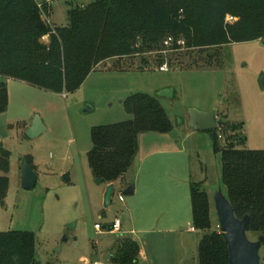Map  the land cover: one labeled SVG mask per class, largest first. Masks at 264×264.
<instances>
[{"label":"rangeland","instance_id":"1","mask_svg":"<svg viewBox=\"0 0 264 264\" xmlns=\"http://www.w3.org/2000/svg\"><path fill=\"white\" fill-rule=\"evenodd\" d=\"M36 1L51 5L50 15L43 17L53 28L67 26L69 10L93 0ZM237 19L228 15L226 22ZM49 38L46 35L42 40L49 43ZM181 40L180 48L166 41L161 48L136 52V56L127 58H133V64L123 69L113 67L114 61L109 60L71 92L54 93L38 88L26 95L15 93L13 100L28 108L22 113L26 120L12 121L7 113H0V140L5 153L1 158L6 160V164L0 160V176L8 182L0 195V232H34L38 264H120L112 256L120 239L128 236L147 251V257L139 255L135 264H199L201 231L132 234L110 228L116 217H125V201L120 200V195L128 199L132 194H124L118 181L110 206L104 208L107 183L97 182L88 160L93 147L92 131L97 126L131 118L126 102L135 93L156 96L162 103L173 125L169 137L186 149L194 178L204 181L212 207L211 231L220 232L214 198L220 188L226 191L222 153L214 150L210 131L190 127V111L218 109L222 122L238 127L239 135L238 131L232 132V137H245L247 148L264 150V38L227 44L220 51H213L218 52V63L224 64L219 68L189 66L196 59L197 50H188L180 44ZM165 50L169 52L165 54ZM142 57L148 60L146 65L142 64ZM163 60L170 64L168 71L160 70ZM165 89H172L174 95L161 96ZM87 107L91 109L86 111ZM37 117L46 129L31 138L26 131ZM152 136L162 135H140L141 150L129 174L148 149L162 145L163 142H148ZM224 142L225 137L220 139L221 144ZM25 162L38 175L36 184L29 189L22 186ZM66 173L70 180L64 178ZM71 223L75 226L69 227ZM96 223L103 226L101 232ZM260 234L248 232L252 240L259 239ZM58 248L61 250L57 251ZM260 255L264 264V244Z\"/></svg>","mask_w":264,"mask_h":264},{"label":"trees","instance_id":"2","mask_svg":"<svg viewBox=\"0 0 264 264\" xmlns=\"http://www.w3.org/2000/svg\"><path fill=\"white\" fill-rule=\"evenodd\" d=\"M50 12L47 2L0 0V113L9 106V78L54 93L71 92L99 65L113 60L115 68L130 67L133 58L128 57L161 48L170 37L175 48L182 47V39L188 50H197L189 66L201 68L222 67L213 51L227 44L264 38V0H93L70 9L67 26L53 28L43 17ZM228 15L238 19L226 22ZM46 35L49 43L42 40ZM142 61L148 63L146 57ZM126 105L131 118L92 131L89 165L107 184L128 180L142 133H169L173 128L156 96L135 93ZM237 131L239 135L237 126L220 121L218 129L210 131L213 147L222 153L225 193L236 215L249 214L248 232H260L264 238V150L247 148L245 137H232ZM224 137L226 143L221 144ZM1 154L3 148L0 160L6 164ZM7 183L0 176V195ZM190 188L193 226L203 233L199 264H230L224 237L211 231L212 207L204 181H193ZM140 252L136 241L122 237L113 258L135 264ZM0 264H38L35 233L1 231Z\"/></svg>","mask_w":264,"mask_h":264},{"label":"crops","instance_id":"3","mask_svg":"<svg viewBox=\"0 0 264 264\" xmlns=\"http://www.w3.org/2000/svg\"><path fill=\"white\" fill-rule=\"evenodd\" d=\"M7 84L9 106L4 113H7L9 120L12 121L26 120L22 113L28 111L27 106L24 107L21 101H14L12 95L30 94L31 90L38 88L14 78H9ZM160 134L162 136L149 137L150 143L153 141L163 143L144 153L136 168L128 173L129 183L119 181L123 190L132 182L135 183L134 193L128 199H124L125 220L119 217L121 219L119 232L132 234H161L182 230L187 233L199 232L193 226L190 187L193 181L203 180L194 178L190 161L187 159V151L179 141L170 138V133ZM139 149L141 150V143ZM141 254L147 257V251L142 248Z\"/></svg>","mask_w":264,"mask_h":264},{"label":"water","instance_id":"4","mask_svg":"<svg viewBox=\"0 0 264 264\" xmlns=\"http://www.w3.org/2000/svg\"><path fill=\"white\" fill-rule=\"evenodd\" d=\"M144 68V66H139ZM264 85V78L262 79ZM161 96L172 97L174 91L172 89H165L160 93ZM91 107H87L86 111L90 110ZM219 110L212 109L208 111H201L198 109H191L190 111V122L189 125L192 129L198 131H212L217 130L220 125ZM45 127L42 121L37 117L33 124L27 129V136L33 138L45 131ZM2 149V142L0 140V153ZM38 175L30 165L29 162H25L22 169V186L26 189L32 188L37 181ZM66 180H70V174L64 175ZM98 183H102V178H97ZM116 182L107 184L103 195L104 208L107 209L111 202L114 194ZM135 183L132 182L123 193L130 195L134 193ZM215 208L218 217V223L220 227V234L224 237L228 250L230 264H262L260 255L261 247L264 244V238L252 240L248 236V225L250 223V215L247 214L240 218L236 215L234 206L228 199L226 193L220 188L215 194ZM105 212V211H104ZM74 227L75 223L68 225ZM61 249L58 248L57 251ZM114 261V258L112 257Z\"/></svg>","mask_w":264,"mask_h":264},{"label":"built area","instance_id":"5","mask_svg":"<svg viewBox=\"0 0 264 264\" xmlns=\"http://www.w3.org/2000/svg\"><path fill=\"white\" fill-rule=\"evenodd\" d=\"M41 6V5H40ZM173 43V38L172 37H170L169 39H168V41H167V44L168 45H171ZM180 44H184V41H180ZM165 54H167L169 51H167V50H165V51H163ZM170 69V64H169V62L168 61H164L161 65H160V70H163V71H168ZM124 196L123 195H120V200L121 201H124ZM95 227H96V229H97V231L98 232H101L102 231V229H103V226L101 225V224H98V223H96V225H95ZM120 227H121V219L118 217V218H116L115 219V221L113 222V224L111 225V230L112 231H117V232H119L120 231ZM95 264H111V263H103V262H99V261H97V262H95Z\"/></svg>","mask_w":264,"mask_h":264}]
</instances>
